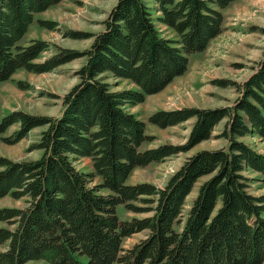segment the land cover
Masks as SVG:
<instances>
[{
  "label": "trees",
  "instance_id": "obj_1",
  "mask_svg": "<svg viewBox=\"0 0 264 264\" xmlns=\"http://www.w3.org/2000/svg\"><path fill=\"white\" fill-rule=\"evenodd\" d=\"M61 1L0 0V82L19 69L45 73L86 57L59 116L15 110L0 120V134L20 124L4 138L9 143L44 127L33 146L42 151L39 158L0 155V198L28 197L25 208H0V221L15 225L0 226V245H8L0 251V264H264V193L250 191L253 178L246 173L264 174V154L240 139H264V56L247 80L234 83L240 96L233 106L160 109L150 115V123L162 128L194 119L182 144L143 148L151 140L146 122L127 108L185 74L190 57L222 34V10L236 0H153L157 20L172 28L177 40L162 35L145 0H117L89 48L57 47L38 62L51 43L23 39L34 15ZM66 35L87 34L70 30ZM110 77L129 79L140 89H115ZM216 83L227 85L224 79ZM224 120L219 136L228 139L226 147L195 152L164 187L129 183L137 167L190 151L211 139ZM82 157L92 160L93 172L76 167ZM96 177L101 182L92 186ZM204 177L182 219L186 198ZM120 205L151 214L121 219ZM142 231H147L144 238L124 247L128 237Z\"/></svg>",
  "mask_w": 264,
  "mask_h": 264
},
{
  "label": "rangeland",
  "instance_id": "obj_2",
  "mask_svg": "<svg viewBox=\"0 0 264 264\" xmlns=\"http://www.w3.org/2000/svg\"><path fill=\"white\" fill-rule=\"evenodd\" d=\"M151 7L155 24L163 36L177 40L178 34L170 27L157 20L160 12L154 9L153 0H145ZM117 0H62L49 9L36 13L34 22L23 39V43L31 39H42L51 43L50 49L43 52L38 62L53 55L58 48H73L85 50L94 40V34L104 30L105 19ZM224 14V30L213 39L206 51L192 55L188 71L178 76L161 92L148 95L146 100L137 105H127L147 125V133L151 140L143 148L157 147L164 143L182 144L190 133L194 119L166 128L150 123L149 117L160 109L172 110L182 107L215 108L233 106L240 96V91L234 83H243L253 73L257 63L264 56V0H236L229 7L222 10ZM42 22V23H41ZM52 22L54 28L43 25ZM70 30L86 33V37H67ZM86 62V57L74 59L45 73H35L26 69H19L12 79L0 82V120L3 116L15 110H23L32 114L59 116L63 110V96L79 81L76 71ZM218 79L227 81V85L216 83ZM116 84L115 89H135L139 86L129 79L108 78ZM226 120L215 127L211 139L206 140L187 152H182L164 161L153 162L145 167H137L129 178V183L149 182L158 187H164L169 178L177 171L184 161L201 149H217L226 147L228 139L219 136L225 128ZM20 127L19 123L10 126L6 132L0 134V155L12 160H33L41 156L42 151L34 148L40 140L44 127L32 129L29 134L16 143H9L4 138L11 137ZM259 152L264 154V139L258 135L240 138ZM74 164L84 172H93L90 158L82 157ZM251 180L250 191L255 194L264 193V174L255 170H248ZM206 179L201 178L192 193L185 200L182 219H185L194 198L197 196L199 185ZM101 182L96 177L92 186ZM107 193L106 190H101ZM138 206H145L136 202ZM28 197L15 198L7 195L0 198V208H25ZM121 219L145 217L150 212L138 213L127 211L124 205L118 207ZM0 226L14 228L15 225L7 221H0ZM147 231L136 233L128 237L124 247L129 248L140 241ZM7 244L0 245V251L7 249Z\"/></svg>",
  "mask_w": 264,
  "mask_h": 264
}]
</instances>
